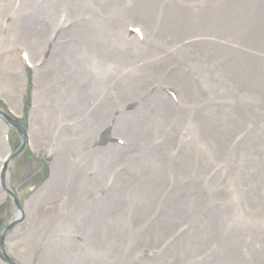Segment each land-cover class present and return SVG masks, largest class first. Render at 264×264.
<instances>
[{
    "label": "rangeland",
    "instance_id": "rangeland-1",
    "mask_svg": "<svg viewBox=\"0 0 264 264\" xmlns=\"http://www.w3.org/2000/svg\"><path fill=\"white\" fill-rule=\"evenodd\" d=\"M39 1L0 0V18L11 8L15 9L16 14L21 11V6L28 8L32 5L34 8ZM132 1V6H135L137 0ZM180 1L190 3L194 7L196 16H203L209 21L207 26L204 24L196 27L199 33L203 32L201 36L209 43L205 52L209 56L207 60L210 64L203 79V95L201 101H195L199 106L198 109L202 110L199 115H195L196 110L188 116H185L187 113L177 112L184 117L157 121H154V115L138 112L144 124L137 130L130 129L133 127H125L129 123L127 119L119 127V130L129 129L125 131V135L135 141L124 137L128 141L127 146L114 145L110 154L108 180L112 189L111 223L104 225V229L110 232L107 238L111 248L122 245L116 251L119 257L115 255L113 259L122 258L127 264H147L153 242L146 236H152L151 230L155 224L157 235L160 236V250L165 249L171 241L187 230L186 235L191 236L192 239L181 251L180 259L184 262L264 264V0ZM57 2L59 3L60 0L51 2L50 7L57 8ZM87 2L91 3V0ZM144 2L145 0L140 1L137 11L141 9V5L144 6ZM64 8V15H68L69 10L73 13L79 11L78 7L75 9L72 6H64ZM121 8L122 5L112 4L107 11L102 10L100 13L102 17L107 18L108 23L111 19L113 29H116L124 19L119 15ZM97 9L99 11V7ZM257 9L260 12L256 13ZM125 13L128 12L125 10ZM107 15H110L109 19ZM12 25L11 22V28ZM10 37L11 31L9 36L3 37L5 40L0 45V62L8 59L7 65L10 68L13 66L15 72L19 67L18 50L25 46L21 40H16L20 37L16 36L12 39ZM241 40L242 43H239ZM238 43L239 46L243 44L251 46L248 64L240 67L249 80L239 81L234 78L233 68L239 64V57L232 55L231 52L238 47ZM193 49V52L188 49L177 55L178 72L182 71L181 64L186 69L197 58L206 59L201 56L204 52L196 53L195 47ZM112 67L110 63V68ZM134 74V79L128 77L124 79L125 85L122 91L125 97L120 98V94L115 91L117 92L115 98L121 100L134 98L132 91L138 76L137 73ZM25 76L27 83L23 107L20 106V110H12L11 102L5 97L2 98L0 91V109L5 112L9 109L17 115L23 110V114L18 116L22 128L29 130L30 124L26 122L29 116L28 108L31 107L30 92L33 88L31 71H27ZM139 77L142 83L137 84L140 85L141 91L151 92L156 73L145 70L144 76ZM54 94L57 92H51L49 96ZM149 98L145 97L143 103H147ZM241 100L247 102V105L243 110H238L237 102ZM174 107L177 110L182 106ZM37 113L40 125L44 121L48 122V118L75 117L68 110L51 115L56 113V104L54 109H48L45 96L41 98ZM148 128L152 135L145 136L147 138L142 142L157 145L155 152L142 148L140 146L142 142L136 140L143 137V132ZM10 130L12 136L10 145L14 152L19 148L20 137L14 128L10 127ZM234 132L239 133L244 140L241 145L240 160L237 162L234 157V142L231 140ZM46 133L47 136L55 135ZM156 135L157 140H155ZM99 142H102V147L94 149L96 143L87 144L83 153H76V148L72 149L66 144L64 155L67 159L83 156L98 157L107 145L106 140ZM31 144L33 150L30 147L25 148L10 162L9 177L16 190L18 204L8 196L0 207V235L8 226L11 227L6 233L12 232L16 224L22 229L29 228L31 219L28 216L19 217L14 222L9 220L13 218L11 213L13 207L22 208L23 203L44 181L47 174V155L38 149L36 151L34 146L43 148V142L37 145L36 141H32ZM45 144L48 151L58 149V145L52 141H45ZM150 169H155L159 173V178L153 182L148 178ZM87 172V170L81 171L76 176L89 180L91 177L86 175ZM73 177H68V182L64 184L60 194L64 195L70 190L68 186L71 185ZM93 186L94 184L91 183L89 192L95 189ZM0 188H2L1 184ZM116 205H119V209H113ZM59 208L56 207L57 213ZM29 213H32L31 210ZM181 220L187 221L174 228L176 233L171 231L167 234L165 227L158 225L172 224ZM189 220H191L190 228ZM144 223L150 226L142 227ZM198 224L203 227L199 228ZM118 230L120 233L117 235ZM73 232L82 233L80 230ZM21 234L16 237L11 234L7 241H3L0 264H8L4 256L30 264L32 254L41 252L42 246L37 244L35 238L24 240ZM137 236H143L146 243L141 244L142 250L132 255L134 252L132 243H140ZM115 238L119 242H114ZM90 242L94 244L91 239ZM205 245H211L209 251L204 249ZM94 248L105 249L98 246ZM106 250L110 249L106 248ZM156 264H164V262L160 260ZM168 264L180 263L177 260H170Z\"/></svg>",
    "mask_w": 264,
    "mask_h": 264
},
{
    "label": "bare ground",
    "instance_id": "bare-ground-1",
    "mask_svg": "<svg viewBox=\"0 0 264 264\" xmlns=\"http://www.w3.org/2000/svg\"><path fill=\"white\" fill-rule=\"evenodd\" d=\"M54 1L56 0H40L36 2L34 8L32 5L28 8L21 6V11L16 14L15 9L11 8L0 18L2 20L0 21V45L4 43L5 38L3 37L9 36L11 31L10 38L18 36L20 39L16 38V40H21L26 46L21 49L19 56L23 51H28L30 59L35 65L33 70L34 88L31 93L33 110L28 113L26 123L30 124V129L26 137L30 142L36 141L37 145L43 142V148L34 146L36 151H42L47 155L46 163H48V173L43 184L46 187L42 185L40 189L36 188L35 192L23 203L22 208L13 207L11 210L13 218H10L9 221H16L18 215H26L31 219L29 228L22 229L17 226L16 222L14 230L6 233L9 234L6 238L9 239L11 234L16 237L21 233L24 240L35 238L37 244L42 246V251L32 254L31 264H100L101 262L95 260L94 252L87 247L86 242L77 238L72 239V234L74 230H80L92 237L97 245L111 249L107 238L110 232L103 228L104 225L111 223L109 202L111 187H108L105 199H101V204L91 199L99 193L100 189L106 188L105 179H109L110 176V156H102L103 153H101L95 158L83 156L82 158L67 159L64 155V147L69 144L72 149L76 148V153H83L87 144L96 143L94 149L103 146L99 141L108 138L106 127L111 118L109 109L115 105L113 103L115 93L117 94L115 91L119 92L120 89H123L125 77L134 79V73H137V82L133 88V91L137 92L138 84L142 83L139 76L145 74L142 66L144 62L151 65L157 74L151 89L154 96L134 111L136 110L140 114L146 112L149 115H154V121H157L159 119L168 120L171 117H184L180 114L185 113H187L185 116H188L198 109L199 106L195 104V101L201 94L199 81L202 72L196 68L186 71L185 66L181 64L183 79L181 80L174 71L175 54L179 49L185 52L194 46L196 53L204 52L201 56L206 60L209 59L205 52L209 43L201 36L203 32L199 33L196 30V27L200 25L207 26L209 21L203 16H196L194 11L191 12L189 7L178 0H159V5H157V0L154 2L145 0L144 6L141 5L139 11L137 9L141 0H137L136 7L132 6V0H91V3H88L87 0H60L56 4L57 8H52L50 5ZM112 4L122 5L128 14L144 25L148 32L146 45L139 47L135 40L125 41L122 30L119 28L116 37L124 49L123 54H119L120 51L111 50L109 23L106 18L102 17L105 23L99 19L97 7L99 5L102 10L107 11ZM64 6H72L75 9L78 7L79 11L73 13L69 10V14L64 15ZM56 10L59 12L56 13ZM258 12L260 10L257 9L256 13ZM158 18L163 19L164 22L158 23ZM11 22L13 23L12 28ZM243 39L250 40V38ZM239 43H242V40ZM239 43L238 47L231 52L239 57V64L233 68L234 78L239 81L249 80L247 74L240 67L248 64L251 46L247 44L239 46ZM126 51L132 52L135 56L125 53ZM193 58L191 59L193 60ZM7 61L8 59L0 62V91L3 96L1 97H5L11 102L12 110H20L25 88L22 73H25L26 70L22 60L15 72L13 66L10 68L7 65ZM110 63L112 68H110ZM199 64L206 67L208 61ZM167 68H171V71L166 78H163L162 74ZM176 70L179 71V69ZM118 71L122 75L114 77L112 73ZM166 80L177 82L180 86L184 96L180 99L179 104L166 98L158 91L157 86ZM126 83L129 85L127 80ZM51 92H57V94L50 97L49 93ZM44 96L48 109H54L56 102L60 101L63 106L73 110L77 100L80 111H88L89 114L82 118L63 116L59 119L48 118V122L44 121L40 125L37 110L40 108L41 98ZM242 104L246 106L247 102L241 100L238 105ZM173 105L182 107L176 110ZM122 108L123 106L119 109ZM238 110L243 109L238 108ZM9 113L12 117L11 110ZM99 116L103 117V123L99 121ZM1 118L0 116V169L2 172L0 184H4V187L0 188V207L7 196L13 197L16 193L9 177L13 155L7 143L12 141L11 130L4 134L5 128ZM142 124L144 123L140 122V125ZM128 126L138 129L130 122ZM15 130L18 131V129ZM149 131L148 128L145 135H151L152 133ZM46 132L55 135L47 136ZM76 134L81 137H76ZM116 137L121 138L118 134ZM240 137L237 132H234L231 137L236 156H239L240 150H242V146L235 143V140ZM45 141L56 143L58 149L48 151ZM155 151H157V147H152L149 150V152ZM102 158L104 160H101ZM84 170L93 172L90 174L91 179L86 180L81 176H76ZM148 172L151 182L159 178V173L155 169H150ZM71 176L74 177L71 185L68 186L70 190L64 195L60 194L64 184L68 182V177ZM91 183L97 184V188L89 192L88 188ZM57 206L60 207L58 213ZM118 207L119 205H116L113 209H119ZM30 210L32 213H29ZM149 226L150 224L144 223L142 227L148 228ZM198 227L202 228L203 226L198 224ZM166 232L168 234L170 230ZM132 233L137 234L136 232ZM146 237L153 243L157 241V233H154L153 237L148 235ZM181 237L183 238L181 241H178L181 238L171 241L165 249L160 250L161 262L168 264L170 260H177L180 264H190L182 261L180 254L192 237L186 235V232ZM137 239L140 243H132L134 251L132 255L142 250L141 244L146 243L143 236H137ZM62 240H70L72 247L65 245L61 248ZM210 248L211 245L204 246L206 251H209ZM96 255L105 257L109 261L114 260L109 255L105 256L101 253H96ZM120 261V264H127L126 260H122V258L119 259Z\"/></svg>",
    "mask_w": 264,
    "mask_h": 264
}]
</instances>
